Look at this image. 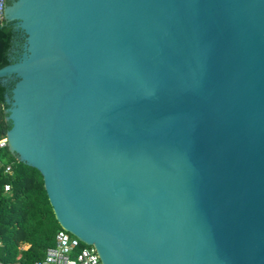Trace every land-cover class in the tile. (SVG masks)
Here are the masks:
<instances>
[{"label":"water","instance_id":"95a60500","mask_svg":"<svg viewBox=\"0 0 264 264\" xmlns=\"http://www.w3.org/2000/svg\"><path fill=\"white\" fill-rule=\"evenodd\" d=\"M8 149L103 264H264V0H6Z\"/></svg>","mask_w":264,"mask_h":264},{"label":"trees","instance_id":"16d2710c","mask_svg":"<svg viewBox=\"0 0 264 264\" xmlns=\"http://www.w3.org/2000/svg\"><path fill=\"white\" fill-rule=\"evenodd\" d=\"M16 34L12 23L0 22V69L13 63L11 53ZM14 84L0 80V142L6 139L12 125L7 121V94ZM11 166L12 174L5 169ZM11 185L5 193L4 186ZM60 227L44 187L42 174L20 162L8 147L0 149V260L24 264L42 260L55 246ZM85 246V245H84Z\"/></svg>","mask_w":264,"mask_h":264},{"label":"built area","instance_id":"2783aa9c","mask_svg":"<svg viewBox=\"0 0 264 264\" xmlns=\"http://www.w3.org/2000/svg\"><path fill=\"white\" fill-rule=\"evenodd\" d=\"M6 0H0V22L6 24L5 20ZM7 139L0 142V149L7 148ZM6 174H12L11 166L5 169ZM11 185L4 186L5 193L10 192ZM71 233L61 229L56 235L55 246L49 248L42 260L31 264H103L97 250L93 246H87ZM0 264H24L21 257L13 263Z\"/></svg>","mask_w":264,"mask_h":264},{"label":"flooded vegetation","instance_id":"af4514ba","mask_svg":"<svg viewBox=\"0 0 264 264\" xmlns=\"http://www.w3.org/2000/svg\"><path fill=\"white\" fill-rule=\"evenodd\" d=\"M13 30L16 34L15 44L11 53L12 61H16L23 52V46L25 43L24 34L21 31L16 30L15 24H13Z\"/></svg>","mask_w":264,"mask_h":264}]
</instances>
